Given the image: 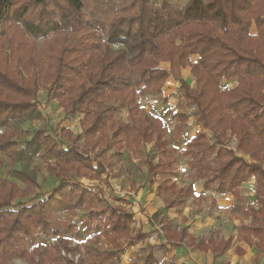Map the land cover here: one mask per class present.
Here are the masks:
<instances>
[{
	"label": "trees",
	"instance_id": "trees-1",
	"mask_svg": "<svg viewBox=\"0 0 264 264\" xmlns=\"http://www.w3.org/2000/svg\"><path fill=\"white\" fill-rule=\"evenodd\" d=\"M188 65L194 87L180 79L181 68ZM171 77L180 79V95L196 106L199 124L214 137L211 142L200 130L188 142L192 150L185 153L194 178L203 179L206 189L239 199L242 184L254 177L260 207L244 208L252 222L241 228V238L250 244L258 238L264 246V0H188L183 6L172 0H0V168L7 159L13 178L0 177V263L23 256L31 261L38 256L39 263L52 258L49 247L29 251L28 237L58 230L57 214L85 204L91 195L90 188L73 179V174L82 178L85 170L97 169L84 152L91 147L79 145L80 139L110 131L115 140L123 135L128 145H137L157 137L163 155L173 157L167 150L168 127L158 115H143L140 104L142 97L162 93ZM232 78L238 84L223 88L222 81ZM41 90L67 115H82L83 132L76 138H70L68 128L60 129L67 146L41 128L20 148L28 133L22 125L43 117L37 101ZM119 110L128 111L127 120L118 118ZM180 118L184 123L188 116ZM228 130L240 155L227 149ZM39 153L50 159L47 169L59 182L45 200L14 209L16 198L41 186L38 169L31 167ZM173 163L174 157L166 158L163 165ZM99 169L97 176L104 173ZM172 191L191 195L193 188L173 186ZM175 204L166 201L168 209ZM121 215L111 214L110 227L96 234L99 242L113 232L114 250L86 247L91 264H111L146 236L139 232L121 243L117 236L131 233L133 218L131 212ZM162 219L167 242L188 237L201 250L222 254L226 249L224 239L198 241L187 228L177 231L171 219ZM156 263L149 251L143 264Z\"/></svg>",
	"mask_w": 264,
	"mask_h": 264
},
{
	"label": "rangeland",
	"instance_id": "rangeland-1",
	"mask_svg": "<svg viewBox=\"0 0 264 264\" xmlns=\"http://www.w3.org/2000/svg\"><path fill=\"white\" fill-rule=\"evenodd\" d=\"M187 1L172 0L180 6H183ZM252 32H257L255 26L252 27ZM193 58L197 59L198 57L194 56ZM163 66L168 67L169 64H163ZM191 70L189 65L182 67L180 79L190 80L191 86L194 87L196 80L193 78ZM180 79L171 77L162 93L149 94L140 99V104L144 110L143 115L147 113L158 115L168 127L166 139L169 145L167 150L168 154L174 157L172 167L170 168L167 164L163 165L166 158L172 159L173 157L163 155L164 147L159 146L157 137L150 141H141L137 145H128L129 139L123 135L115 140L110 131L107 134L100 132L95 137L90 136L85 142L80 139L79 145L86 143L91 147L84 152L90 155L91 166L97 169L95 171L85 170L86 176L82 178L73 174V179L90 188L92 190L91 195L87 197L85 204L57 214L58 230L49 234L33 233L32 236L28 237L29 245L27 248L29 251H31L32 246L50 248L52 258L46 263H39L40 258L38 256H34L32 261L31 258L23 256L9 258L6 264H91L88 261L86 247L114 250L111 240H115L116 235L113 232L103 235L99 242H97L96 234L100 230L102 233L106 226L110 227L108 218L111 214L124 216L129 212L133 216L132 221L130 219L128 222L131 233L128 236H117L118 240L125 244L129 240L128 237H133L139 232L145 233L146 236L137 239L134 245L129 246L118 259L115 260L114 258L111 264H143L149 251L156 253L157 264H175L174 259L170 257L169 249L165 246L166 239L163 236V227L160 222L162 218L171 219L173 229L188 225L204 238H209L212 232L218 236L232 235L230 246L232 245V238L234 239L236 229V226L233 225L234 220L243 215L247 217L244 208L248 207L249 204H252L256 210L259 208L255 199L256 180L252 177L248 182L242 184L241 202L236 203L240 205H233L232 208L218 211L216 203H202V199L199 198L234 197L206 189L203 185V179L194 178V170L189 165L190 157L185 153L189 149L192 150L189 148L188 142L195 138L200 130L210 136L211 142L214 141V137L210 129L203 128L199 124L196 117V106L187 104L180 95ZM237 84V78L222 81L223 88H234ZM166 96L169 98L168 101H165ZM37 101L43 112V117L40 120L22 125V128L28 133L22 135L20 148H23L26 145L25 142L32 138L35 130L41 128L45 129V134L54 136L61 143L64 142L60 136H63L60 131L62 127L70 130V132L68 131L70 138H76L78 134L83 132L82 115H67L58 102L51 98L47 90L39 92ZM127 113V110H119L117 116L125 121L127 120ZM182 114L188 116L184 123L180 118ZM180 125L182 129L178 131L177 128ZM229 135H231V130L227 132V136ZM236 143V138L230 137L226 141L227 149L231 148L235 154L240 155L241 151L237 149ZM63 144L67 146L65 142ZM93 144L96 148L94 150ZM219 147V149L222 148V146ZM227 159L223 157L222 160L227 161ZM49 160L41 153L35 158L31 167L38 169L41 186L28 197L16 198L11 204L14 209L20 205L38 203L52 194L59 178L49 173L46 166ZM99 162L101 165H98ZM212 162L215 161L212 160ZM100 166L104 173L97 176ZM9 170L6 159V164L0 168V177H8L13 180L9 176ZM190 185L193 188L191 195H179L172 191L173 186L181 188ZM22 187L25 186L22 185ZM167 200H175V206L168 209L166 207ZM238 206L240 207L238 208ZM155 212H158L157 217L154 216ZM105 222L107 223L105 224ZM236 243L235 241L233 247ZM105 262L107 260H103L100 264Z\"/></svg>",
	"mask_w": 264,
	"mask_h": 264
},
{
	"label": "crops",
	"instance_id": "crops-1",
	"mask_svg": "<svg viewBox=\"0 0 264 264\" xmlns=\"http://www.w3.org/2000/svg\"><path fill=\"white\" fill-rule=\"evenodd\" d=\"M203 185H204V180H203ZM223 195L226 196L230 195L231 197H234V195L231 193H227ZM199 199L200 200L202 199V203L204 204H206L207 202H209L208 204L216 203L217 204L216 208L218 211H222L225 208L228 209L229 207L232 208L233 205H238L236 203L241 202V198L238 199L235 197L234 198H199ZM247 217L243 215L240 218L234 220L233 225L236 226V229H235V234L233 236L234 239L232 238L231 246L230 243H231L232 235L224 234L218 236L217 234H214V232H212L210 233L209 238H204L201 237L202 235H198L196 232H194L193 228L191 229L188 225L181 226L180 228L176 229L177 231H179L183 227H185L187 228V231L190 235L197 238L198 241H204L205 243H209L211 238L215 239L216 242H219L222 239L226 240L228 243L225 251L222 254L215 252L213 248H210L207 251L201 250L197 246L190 244V240L188 237H186L185 240L182 241L181 243H177V244L167 242V239L164 237L166 239L165 246L169 249L170 257L174 259L173 261L175 264H264V246H260L258 244L259 239L254 238V243L250 244L245 239L241 238V228L244 225H248L252 222V218L251 217L247 218ZM219 228H221V226H219ZM235 241L237 243L235 247H233ZM155 256L158 263V258L156 253Z\"/></svg>",
	"mask_w": 264,
	"mask_h": 264
}]
</instances>
